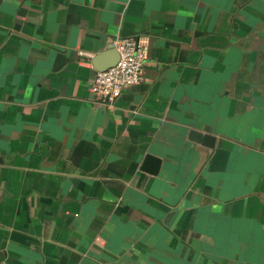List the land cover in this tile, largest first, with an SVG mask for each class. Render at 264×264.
<instances>
[{"label":"crops","instance_id":"obj_1","mask_svg":"<svg viewBox=\"0 0 264 264\" xmlns=\"http://www.w3.org/2000/svg\"><path fill=\"white\" fill-rule=\"evenodd\" d=\"M0 264H264V0H0Z\"/></svg>","mask_w":264,"mask_h":264},{"label":"built area","instance_id":"obj_2","mask_svg":"<svg viewBox=\"0 0 264 264\" xmlns=\"http://www.w3.org/2000/svg\"><path fill=\"white\" fill-rule=\"evenodd\" d=\"M120 58L112 67L96 71L92 91L103 101L113 102L126 89L145 80L148 50L139 37H120L115 40Z\"/></svg>","mask_w":264,"mask_h":264},{"label":"water","instance_id":"obj_3","mask_svg":"<svg viewBox=\"0 0 264 264\" xmlns=\"http://www.w3.org/2000/svg\"><path fill=\"white\" fill-rule=\"evenodd\" d=\"M111 48L115 49L111 58L108 59V56H107L108 52H102L94 58L93 63L96 66L98 71L106 70L109 67H112L115 64H117V62L120 58L119 51L117 50L115 45L111 46ZM208 138L210 140H213V138L211 136H209ZM149 158H151V157H149Z\"/></svg>","mask_w":264,"mask_h":264}]
</instances>
